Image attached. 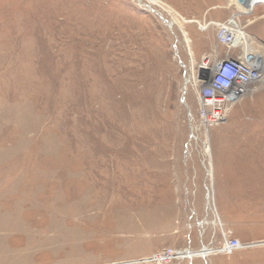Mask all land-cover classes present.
Masks as SVG:
<instances>
[{
    "label": "rangeland",
    "instance_id": "374dc122",
    "mask_svg": "<svg viewBox=\"0 0 264 264\" xmlns=\"http://www.w3.org/2000/svg\"><path fill=\"white\" fill-rule=\"evenodd\" d=\"M236 5L0 0V264H154L223 235L248 247L169 264H264V82L197 119L216 23L264 53V2Z\"/></svg>",
    "mask_w": 264,
    "mask_h": 264
},
{
    "label": "built area",
    "instance_id": "2783aa9c",
    "mask_svg": "<svg viewBox=\"0 0 264 264\" xmlns=\"http://www.w3.org/2000/svg\"><path fill=\"white\" fill-rule=\"evenodd\" d=\"M233 19L216 24L215 41L224 48L225 57L216 59V54L203 55L197 66L200 73V87L197 85V119L203 129H209L223 123L235 104L248 94L251 85L264 82V55H259L247 49L243 50L241 43H235L233 33L229 30H238ZM205 31V26H199ZM218 60V61H217ZM261 63V70H254L256 63ZM215 63V64H214ZM226 70L224 73L223 71ZM231 73L232 76H228ZM198 83V84H199ZM203 84V86L201 85ZM237 239L222 236L220 245L211 250L209 255L230 256L236 251L246 249ZM207 249L202 246L199 251ZM197 251V252H199ZM191 251L165 248L144 259L145 263L169 264L173 261L190 259L186 253ZM194 253V252H193Z\"/></svg>",
    "mask_w": 264,
    "mask_h": 264
},
{
    "label": "bare ground",
    "instance_id": "6f19581e",
    "mask_svg": "<svg viewBox=\"0 0 264 264\" xmlns=\"http://www.w3.org/2000/svg\"><path fill=\"white\" fill-rule=\"evenodd\" d=\"M255 1H257L256 3H258V2H264V0H255ZM255 3V4H256ZM237 6V5H236ZM238 7V6H237ZM240 8V7H239ZM249 12V11H248ZM247 13V12H246ZM216 24H222V23H216ZM216 24L214 25V26H216ZM227 31L229 32V33H233V35H234V37H235V43L237 42V40H238V37H236L237 36V33L239 32V30H229V29H227ZM241 36H243L244 35V33H239ZM239 43V42H238ZM241 46L242 47H245V49H247V46L249 47V45H248V43H247V41L246 40H244L243 41V45H242V43H241ZM259 53V52H258ZM261 55H264V53L263 52H261ZM262 64H264V61L262 62ZM261 68H262V65H261V63L259 62V63H256V65H255V69L254 70H256V71H258V70H261ZM199 85V87H200V83L198 84ZM201 85L203 86V84L201 83ZM248 93H249V91H248ZM210 253V250H208V249H203L202 251H199V252H195V253H193V252H190V253H186V255H187V257H196V258H202V257H204L205 255H207V254H209Z\"/></svg>",
    "mask_w": 264,
    "mask_h": 264
},
{
    "label": "water",
    "instance_id": "95a60500",
    "mask_svg": "<svg viewBox=\"0 0 264 264\" xmlns=\"http://www.w3.org/2000/svg\"><path fill=\"white\" fill-rule=\"evenodd\" d=\"M236 4L245 11H250L257 1L255 0H234Z\"/></svg>",
    "mask_w": 264,
    "mask_h": 264
},
{
    "label": "crops",
    "instance_id": "0c3cea01",
    "mask_svg": "<svg viewBox=\"0 0 264 264\" xmlns=\"http://www.w3.org/2000/svg\"><path fill=\"white\" fill-rule=\"evenodd\" d=\"M202 173H203V177H202V179H203V181H205V178L206 177H208L209 175V172L207 171V170H205V168H203V171H202ZM211 174H212V171H211ZM211 179H212V175L211 176H209ZM203 244V240H201V245Z\"/></svg>",
    "mask_w": 264,
    "mask_h": 264
}]
</instances>
